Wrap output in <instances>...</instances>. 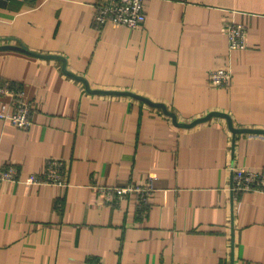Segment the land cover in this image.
I'll use <instances>...</instances> for the list:
<instances>
[{
	"label": "crops",
	"instance_id": "crops-1",
	"mask_svg": "<svg viewBox=\"0 0 264 264\" xmlns=\"http://www.w3.org/2000/svg\"><path fill=\"white\" fill-rule=\"evenodd\" d=\"M99 0H0V45L61 55L91 88L129 90L178 121L211 111L264 129V0H148L144 25L94 23ZM247 25V48L228 51L223 25ZM59 59L0 49V84L31 103L32 124L0 121V264H264V193L230 189V164L264 167V135L212 116L176 126L161 107L104 95ZM231 67L229 87L207 71ZM3 103L10 102L5 95ZM65 160L68 186L27 183L46 159ZM152 180L111 204L96 186Z\"/></svg>",
	"mask_w": 264,
	"mask_h": 264
},
{
	"label": "built area",
	"instance_id": "built-area-1",
	"mask_svg": "<svg viewBox=\"0 0 264 264\" xmlns=\"http://www.w3.org/2000/svg\"><path fill=\"white\" fill-rule=\"evenodd\" d=\"M148 0H99L95 4L94 23L102 27L106 23L114 26H124L128 29L141 28L146 19L145 6ZM227 36L228 51H241L246 49L247 25L235 20H228L223 25ZM208 84L214 88L229 87L233 80L230 65L218 64L207 71ZM5 95L10 96L8 104L2 102ZM31 103L23 98L22 92L17 87L0 84V121L8 122L20 129H27L32 124ZM232 173L231 186L234 194L243 191H255L264 193V167H248L230 164ZM67 165L65 160L57 157L46 159L45 169L42 172H33L28 175L27 183L48 184L58 187L68 186L66 178ZM17 167L7 165L0 171V180H15ZM105 193L104 201L111 204L113 200H120L135 195L137 207L147 205L149 195L154 190L151 179L145 182L130 183L125 186L101 185L96 186ZM83 264H101L99 260L85 261Z\"/></svg>",
	"mask_w": 264,
	"mask_h": 264
},
{
	"label": "water",
	"instance_id": "water-1",
	"mask_svg": "<svg viewBox=\"0 0 264 264\" xmlns=\"http://www.w3.org/2000/svg\"><path fill=\"white\" fill-rule=\"evenodd\" d=\"M0 49H13V50H18L33 56H37L40 58H45V59H59L63 62L62 64V70L64 71L65 74L69 75L70 77H73L75 79H78L80 81H82L86 87V90L88 92L91 93H96V94H104V95H128L140 100H143L145 102H147L148 104L155 106V107H161L163 109V111L169 115L173 121V123L176 126H180V127H192L195 126L198 123L204 122L206 120H208L209 118H211L212 116H221L226 118L227 123H228V128L231 131V133L235 136V134L238 133H251V134H260V135H264V129L262 128H249V127H234L231 117L229 116V114L222 112V111H211L209 113H207L205 116L203 117H199L197 119L192 120L191 122H181L178 121L177 115L168 110L166 105L160 102H154L152 100H150L149 98L139 95L137 93H134L132 91L129 90H117V89H100V88H91L89 86L88 81L80 76V75H76L75 73L68 71L66 69V60L63 56L61 55H56V54H44V53H40V52H36L33 50H30L29 48H27L24 45H15V44H11V43H6V44H1L0 45Z\"/></svg>",
	"mask_w": 264,
	"mask_h": 264
}]
</instances>
